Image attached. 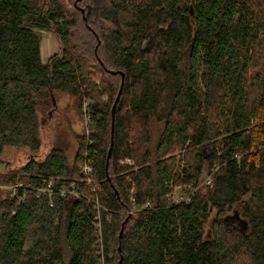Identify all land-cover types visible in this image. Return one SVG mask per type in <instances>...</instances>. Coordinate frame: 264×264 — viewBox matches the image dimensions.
<instances>
[{
  "label": "trees",
  "instance_id": "trees-1",
  "mask_svg": "<svg viewBox=\"0 0 264 264\" xmlns=\"http://www.w3.org/2000/svg\"><path fill=\"white\" fill-rule=\"evenodd\" d=\"M75 1L0 0V154L29 151L0 181L31 188L0 189V264H264V0ZM40 30L62 47L46 62ZM57 91L80 114L87 102L91 120L72 162L58 147L38 159L40 112ZM87 160L95 186L79 172ZM48 178L83 199L50 206L32 190Z\"/></svg>",
  "mask_w": 264,
  "mask_h": 264
},
{
  "label": "rangeland",
  "instance_id": "rangeland-1",
  "mask_svg": "<svg viewBox=\"0 0 264 264\" xmlns=\"http://www.w3.org/2000/svg\"><path fill=\"white\" fill-rule=\"evenodd\" d=\"M39 43L41 50V58L43 62H46L50 56L56 53H60L61 44L57 39V36L54 32L47 30H40L39 32ZM94 78H102V74L99 70L94 67L91 68ZM56 104L52 106L54 109L48 110L43 109L40 112V122H41V146L38 151V159L41 160L47 151L52 147L61 148L68 160L72 162L77 152V137L81 135V132L84 130V121L83 113L80 114V110L77 108L76 99L64 92H56ZM101 100L103 102H108L109 97L107 94H102ZM162 123L156 122L155 120L150 121L149 130H150V140L149 146L151 149L157 144V140L162 129ZM208 145H204V152H208ZM29 157V151L27 148L23 147H13L6 146L3 149V152L0 154V177L10 168H15L22 165L26 159ZM126 160V161H125ZM125 160H120L122 163L133 164L129 158ZM210 175H205L200 181L199 185H206L210 182ZM180 185L174 186L172 190V197H180ZM186 195V194H184ZM183 195V196H184ZM236 210L237 218L235 223H238L240 219V206L236 205L234 207ZM215 211L209 216L208 221L204 224V238L210 237V222L213 219ZM231 214V211L230 213ZM66 226V217L62 221V236L61 243L64 250L65 259L68 258L69 252L66 247L64 240V229Z\"/></svg>",
  "mask_w": 264,
  "mask_h": 264
},
{
  "label": "built area",
  "instance_id": "built-area-1",
  "mask_svg": "<svg viewBox=\"0 0 264 264\" xmlns=\"http://www.w3.org/2000/svg\"><path fill=\"white\" fill-rule=\"evenodd\" d=\"M86 108H87V102L82 106V113H83V121H84L83 133L85 135H88L91 130V126H90L91 120L87 115ZM79 172L83 177H85L87 182L91 183L94 186L96 185V181L91 178L92 166L90 164V160H87L86 163L80 165ZM29 188L30 186H26V184L18 180L9 183L0 181V189L7 190L11 196L17 194L18 190L25 192ZM32 190L34 191L36 197L46 198L50 206L53 204L54 197L56 195L65 199L71 198L74 200H80L82 198L80 192L77 191L73 186H71L70 188L57 187L52 178L45 179L40 185L35 186ZM189 199L190 197L188 196H180L173 198L174 201L185 200L186 202ZM21 200H22V196H18L17 202H20ZM132 210H134V208ZM94 220H95L94 221L95 232L97 234V237L99 238L101 235V224L99 222L98 213L95 215Z\"/></svg>",
  "mask_w": 264,
  "mask_h": 264
},
{
  "label": "water",
  "instance_id": "water-1",
  "mask_svg": "<svg viewBox=\"0 0 264 264\" xmlns=\"http://www.w3.org/2000/svg\"><path fill=\"white\" fill-rule=\"evenodd\" d=\"M78 1V0H76ZM75 1V3H76ZM81 12H83V9H81ZM123 84H124V73L121 72V79H120V84H119V88H118V91L115 95V98L113 100V103L111 105V108H110V116H111V120H110V138H109V146H108V149H107V152H106V158H105V172L107 174V168H108V163H109V158L112 154V149H113V145H114V116H115V111H116V105L119 101V98H120V95H121V92H122V88H123ZM52 100L54 101V97L52 96ZM107 180L110 181V178L109 176L107 175ZM116 195L118 196V192L117 190H114ZM122 231H123V227L120 228L119 230V237H121L122 235ZM118 249H120V246H118ZM121 260H122V257L120 256V259L118 261V264H121Z\"/></svg>",
  "mask_w": 264,
  "mask_h": 264
},
{
  "label": "bare ground",
  "instance_id": "bare-ground-1",
  "mask_svg": "<svg viewBox=\"0 0 264 264\" xmlns=\"http://www.w3.org/2000/svg\"><path fill=\"white\" fill-rule=\"evenodd\" d=\"M83 199V198H82Z\"/></svg>",
  "mask_w": 264,
  "mask_h": 264
}]
</instances>
